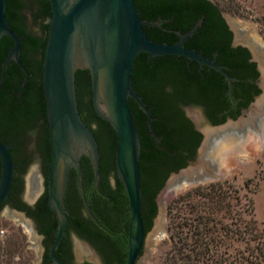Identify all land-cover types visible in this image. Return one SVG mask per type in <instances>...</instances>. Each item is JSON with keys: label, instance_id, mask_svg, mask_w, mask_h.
<instances>
[{"label": "water", "instance_id": "water-1", "mask_svg": "<svg viewBox=\"0 0 264 264\" xmlns=\"http://www.w3.org/2000/svg\"><path fill=\"white\" fill-rule=\"evenodd\" d=\"M50 4L52 15L49 19L43 63V89L51 144L47 204L55 213L58 223L50 256L53 263L63 264L56 254V249L60 246L69 224L65 197L72 168L76 169L78 187L84 202L92 217L96 219L87 202L81 157L86 155L90 159L94 170L93 184L99 186L102 176L100 147L93 129L80 113L76 87L77 71L88 69L91 72L94 108L100 117L112 125L117 134V175L127 191L131 213L127 264H136L146 232L142 217L143 188L140 164L142 144L134 113L129 104L130 99H133L148 116L149 129L157 140L153 129L152 111L132 83L133 66L137 56L143 52L148 54L149 59L166 55L185 56L190 61H197L202 66L207 64L224 74L230 81V88H232V78L215 60L186 46L187 40L194 35L201 20L187 33H179V40L176 43L156 42L148 36L145 26H159L161 21L151 22L142 19L135 0H50ZM6 11L7 0H0V40L4 36L14 40V46L2 63L1 82L9 63L15 61L26 73L24 79L26 85L29 72L21 59L23 40L6 19ZM23 12L26 15L28 29L39 38H44L42 22L35 18L32 9L26 7ZM225 17L235 32L234 43L249 46L254 59L259 62L264 87V44L261 43L256 25L235 23L233 16L225 14ZM186 112L193 119L207 124L199 108L187 107ZM244 120L245 117L242 116L238 121L230 120L224 125L208 127L209 132L197 160L172 173L168 184L161 190L158 199L159 214L153 229L148 234L149 241L151 238L161 236L164 228L168 230L165 222L179 181L191 178L189 183L192 186L223 179L227 175L218 174L220 169L217 159L218 148H230L232 136L262 132L264 94L258 98L250 117ZM91 125L94 128L98 127L94 121ZM229 125H239L241 132L237 133L235 129L229 130ZM223 130H225L224 137L216 136ZM211 143L215 144L214 149L210 147ZM11 147L12 144H5L0 140V207L9 198L15 182L17 165L11 155ZM205 150L211 155L205 154ZM26 151L31 153V160L22 175L26 179L24 196L29 199V197L33 198V193L36 194L32 180L36 177L39 182L42 180L38 171L39 158L36 156L32 136L26 142ZM212 158L215 160V170H213ZM113 171V168H109L108 176L112 184L115 182ZM19 215L23 222L35 230L34 239H40L42 254L44 248L36 228L29 219H24L26 217L24 213ZM149 241L145 255H148ZM76 243L78 246H85L79 239Z\"/></svg>", "mask_w": 264, "mask_h": 264}, {"label": "flooded vegetation", "instance_id": "flooded-vegetation-1", "mask_svg": "<svg viewBox=\"0 0 264 264\" xmlns=\"http://www.w3.org/2000/svg\"><path fill=\"white\" fill-rule=\"evenodd\" d=\"M205 1L211 2L215 7H219L213 0ZM217 11L221 19L224 20L228 31L231 33L230 47L234 49L243 48L245 50L247 59L246 64L244 66L232 68L226 62L222 61L224 56H222V53L218 50H213L211 54H206L203 50H198L197 47H189L196 49L207 58L215 60L217 64L221 65L232 78V88H230V81L227 80L226 76L215 68L207 64L202 66L197 61L188 60V64H195L198 67V72L201 74L200 77L191 83L189 89H173L172 85H167L164 89H148V93L151 98L156 101V105H160L166 109L169 108L170 111L176 115L181 114L184 116L187 124H181L182 130H180L179 133L186 131L187 136L181 138L178 133H175V130L170 131L171 126L165 123H162L159 130H157L154 126V122L156 120L159 121V118L156 117L153 121V129L157 137L156 140L148 125L149 134L156 144V148L152 147L149 149V152H155L160 157H165L162 171L164 183L154 197L156 206L155 213L152 214L148 203L143 201L142 217L146 234L143 248L136 264H146L149 259L148 255H145L147 243L149 241L148 234L153 229L155 220L159 214V194L168 184L172 173L178 172L180 169L188 166L192 161L197 160L199 151L209 132V126L215 127L224 125L230 120L238 121L242 116L245 117L244 121H246L250 117V113L257 103L258 98L264 94L262 71L259 62L254 59V54L249 46L242 43L237 45L234 43V30L220 7ZM158 20L161 21L160 24L163 23L161 17H159L157 21ZM200 20L202 23L203 18H200L198 22ZM30 32L35 35L32 31ZM189 39L186 42V46ZM23 50L22 47V52ZM26 54L31 66L30 70L27 69L29 72V79L31 74H33L36 80V89H19L16 93L17 100H15L14 105L20 108L24 106L32 107L34 116L30 125L28 122L24 123L23 119L12 126L0 120V140L5 144H12L10 151L17 165L15 169V182L12 185L10 196L0 207V212L4 208H7V210L13 214L19 215V213H24L26 216L24 219L27 218L31 221L41 238L44 250L41 254L40 264H55L50 256V250L56 237L57 228L54 227V223L57 219L55 213L47 204L51 162L49 121L44 89H39L41 86L43 88L44 53L41 45L36 43V50H29ZM179 57L184 58L185 56ZM182 82H187V80H183ZM201 82H203L204 86L200 85ZM82 96L83 100L84 98L85 101L88 99L87 94L83 93ZM152 106L154 107L155 105ZM194 106L200 109L207 122L206 125L193 119L186 112L187 107ZM177 120V124H179L180 120ZM97 125V128H94L92 125H90V127L93 131L100 130L103 132L100 125ZM228 129L232 131L235 129L237 133L241 132L239 125H229ZM169 131L171 132L170 136H168ZM232 131H228V133H233ZM224 132L225 130L221 131L220 135L214 134V136L224 137ZM30 136L34 138L36 156L39 158L40 163L38 171L41 173L42 180L39 182L37 177L32 180L34 189L36 187V194L33 193V198L29 197L28 199L24 196L26 179L22 174L26 171L31 160V153L26 151V142ZM167 136L168 139L166 140ZM184 138L187 141L186 148L181 144ZM171 144H180V148L178 150H173L170 147ZM210 147L214 149L215 144L211 143ZM204 153L208 156L211 155L210 152L206 150ZM48 160L49 167H47ZM81 160L83 184L87 202L96 219L92 217L84 202L78 187V181L77 189L71 190L68 180L65 200L68 209L69 224L60 246L56 249V254L63 264H127L131 223L129 199L127 202L123 203L121 201L115 204L112 202L110 203L108 200L109 196L101 189V181L99 186L94 185L93 181L90 184L87 183L84 160L91 162L90 159L86 155H83ZM212 161L213 170H215V160L213 159ZM184 162H186V165L180 166V163L183 164ZM73 172H76L75 168L70 170L69 177ZM113 178L115 181L114 184H112L110 176H108L109 187L111 189H116L117 169L113 171ZM31 199H34V201H31ZM75 217L79 218L83 224L101 232L98 244H95L92 238L80 232L79 227L74 223L73 219ZM45 228L46 232H42ZM77 239L82 241L85 246H78L76 243Z\"/></svg>", "mask_w": 264, "mask_h": 264}, {"label": "trees", "instance_id": "trees-1", "mask_svg": "<svg viewBox=\"0 0 264 264\" xmlns=\"http://www.w3.org/2000/svg\"><path fill=\"white\" fill-rule=\"evenodd\" d=\"M136 6L142 19L156 22L159 17L163 23L159 26H145L148 36L156 42L175 43L179 40V33H187L190 31L200 18L203 22L198 26L196 32L190 37L187 44L188 47H197L198 50H203L206 54H211L213 50H218L222 53L223 62H226L232 68L244 66L246 64V52L243 48L234 49L230 47L231 33L228 31L224 20L221 19L218 6L215 7L211 2L205 0H135ZM30 7L36 19L42 22L41 28L45 34L44 38H39L33 35L27 26L26 15L23 9ZM52 15L50 0H7L6 19L9 20L12 28H14L22 37V62L28 70L31 69L26 52L36 50V43L41 45L42 51H45V45L48 37L49 19ZM14 46V40L8 36H4L0 40V120L5 121L8 125H16L23 119L24 123L29 125L34 116V110L30 106L23 108L14 105L17 100V91L19 89H36V80L31 74L29 81L24 85L25 71L15 62L11 61L4 72L2 78V63L5 60L9 50ZM187 58H181L177 55H166L149 59L148 54L143 52L139 54L135 60L132 72V83L136 91L143 96L152 111L154 119L158 117L159 121L154 122L157 130L162 123L171 126L170 131H176L181 138L187 136L186 131L182 130L181 124L186 123L183 115H176L160 105H156V101L151 98L148 89H164L167 85H172L173 89H189L191 83L196 80L201 74L198 72V67L195 64H188ZM190 61V60H189ZM187 80V82H182ZM200 85L204 86L203 82ZM76 87L79 101L80 113L86 123L90 126L94 121L100 125L103 132L94 130L100 147V171H101V189L109 196V202L116 203L118 201L127 202L128 195L126 189L117 175L116 189H111L108 183L109 168L116 171V151H117V134L112 125L96 112L92 101V80L91 72L88 69H79L76 73ZM39 89H43L42 86ZM87 94L88 99L83 100L82 94ZM129 104L134 113V117L138 126L141 137V176L143 188V201L148 203L152 214L155 213L156 206L154 197L162 188L163 165L164 158L157 153H150L149 149L155 147V142L148 131V116L142 111L138 104L133 100H129ZM152 105H155L154 107ZM180 120L179 124L178 120ZM187 124V123H186ZM185 124V125H186ZM28 126V125H27ZM168 132L170 136L171 132ZM166 137V140L168 139ZM183 147L186 148L187 141L184 138ZM171 149L178 150L180 144H171ZM178 159V158H176ZM84 160V170L87 176V183L94 180V170L91 162ZM149 162V163H148ZM186 162L180 163V166H185ZM49 167V160L47 162ZM1 171V169H0ZM86 184V180H85ZM223 185L222 181H217L210 184V188L219 190ZM69 188L77 189L76 172L71 173L69 177ZM188 195H192L189 191ZM227 194L224 191H219L209 195V201L200 203L196 201L189 203L190 212H195L198 207H202L208 212V215H196L194 219L187 215H183V221L178 222V228L184 226L193 227V243L188 241V236L184 235V230L179 231L180 254L186 258L190 264H198L197 261L209 262L213 261L219 264H224V260L216 259L218 251H212L211 244L222 243L223 239L214 234L218 223L221 228H226V225L216 216L217 211L223 207L230 208V203L226 202ZM210 214V215H209ZM74 223L79 227L80 232L89 238H92L95 244H98V239L101 232H98L91 227L82 223L79 218H74ZM253 222L256 220H252ZM151 224V223H150ZM54 227L58 228V223L55 220ZM227 233L231 229L227 227ZM46 232V228L42 230ZM255 238V237H253ZM260 238V237H259ZM262 238V235H261ZM191 245L192 252H184V248ZM246 264H264V249L260 254L250 252L247 257Z\"/></svg>", "mask_w": 264, "mask_h": 264}, {"label": "rangeland", "instance_id": "rangeland-1", "mask_svg": "<svg viewBox=\"0 0 264 264\" xmlns=\"http://www.w3.org/2000/svg\"><path fill=\"white\" fill-rule=\"evenodd\" d=\"M224 14L233 16L240 23L250 22L256 25L261 39L264 41V0H214ZM222 181L219 190L210 188V184L201 183L184 188L174 194L172 204L165 222L168 230L154 243L149 242L148 261L146 264H190L180 254L178 222L183 215L196 217L208 215L201 206L190 212L189 203L197 200L208 202L209 195L219 191L227 194L226 202L230 208L223 207L216 216L226 228L214 224L215 235L223 239L222 243L211 244L212 251H218L216 259L224 260V264H246L250 252L260 254L264 249V143L248 163L239 167ZM191 191L192 195L187 193ZM7 208L0 213V264H40V239H34L35 230L20 219V216L6 214ZM210 215V214H209ZM256 220V222L252 221ZM227 227L231 232L227 233ZM193 227L184 226V235L193 243ZM262 235V238H261ZM255 237V238H253ZM260 237V238H259ZM191 245L184 252H192ZM198 264H219L213 261H197Z\"/></svg>", "mask_w": 264, "mask_h": 264}, {"label": "bare ground", "instance_id": "bare-ground-1", "mask_svg": "<svg viewBox=\"0 0 264 264\" xmlns=\"http://www.w3.org/2000/svg\"><path fill=\"white\" fill-rule=\"evenodd\" d=\"M235 23H240L234 20ZM240 24H252L250 22H244ZM260 37V36H259ZM261 43L264 41L261 39ZM264 143V123L262 132L259 134L239 135L232 136L230 148H218L217 159H219L220 169L219 176H226L234 172L236 169H240L242 165L248 163L256 152L262 147ZM236 172V171H235ZM193 179V177H192ZM191 178L178 182L175 193L190 186L189 181ZM6 214L15 215L9 210H6ZM158 237L151 238L149 242L154 243Z\"/></svg>", "mask_w": 264, "mask_h": 264}]
</instances>
